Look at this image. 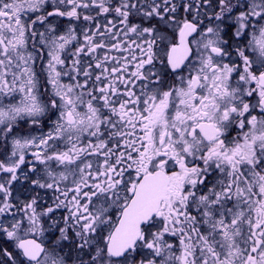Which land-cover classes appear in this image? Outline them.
<instances>
[{
    "label": "snow or ice",
    "instance_id": "6c2138e0",
    "mask_svg": "<svg viewBox=\"0 0 264 264\" xmlns=\"http://www.w3.org/2000/svg\"><path fill=\"white\" fill-rule=\"evenodd\" d=\"M0 264H264V0H0Z\"/></svg>",
    "mask_w": 264,
    "mask_h": 264
}]
</instances>
